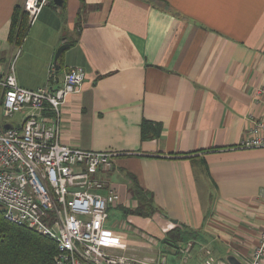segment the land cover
I'll list each match as a JSON object with an SVG mask.
<instances>
[{"label": "crops", "instance_id": "crops-1", "mask_svg": "<svg viewBox=\"0 0 264 264\" xmlns=\"http://www.w3.org/2000/svg\"><path fill=\"white\" fill-rule=\"evenodd\" d=\"M23 1L0 0V76L14 66L19 83L37 89L60 85L72 68L86 70L80 91L62 105L60 140L118 153L101 175L108 183L101 191L119 194L104 224L106 250L168 264L158 239L204 231L205 243L232 249L228 260L251 264L264 225V147L240 143L264 118L255 96L264 86V0L47 2L16 46L8 37ZM28 110L18 121L2 114L1 125L22 124ZM145 120L160 133L143 138ZM133 177L153 214L125 213L138 204ZM117 209L125 218L108 227Z\"/></svg>", "mask_w": 264, "mask_h": 264}, {"label": "built area", "instance_id": "built-area-1", "mask_svg": "<svg viewBox=\"0 0 264 264\" xmlns=\"http://www.w3.org/2000/svg\"><path fill=\"white\" fill-rule=\"evenodd\" d=\"M49 0H26L30 20ZM87 72L70 69L63 82L37 89L22 86L14 66L0 76L1 116L11 118L29 108L18 126L0 123V204L7 220L27 225L56 240V264H162L153 257L138 258L109 252L104 247V224L119 194L101 190L102 173L112 169L113 150H91L60 140L62 105L79 92ZM264 101V86L256 89ZM49 111L50 114L45 113ZM264 147V118L256 121L240 143ZM264 225L251 264H264Z\"/></svg>", "mask_w": 264, "mask_h": 264}, {"label": "trees", "instance_id": "trees-1", "mask_svg": "<svg viewBox=\"0 0 264 264\" xmlns=\"http://www.w3.org/2000/svg\"><path fill=\"white\" fill-rule=\"evenodd\" d=\"M49 0L48 3H53ZM64 0L63 6H65ZM84 0L82 4L84 6ZM83 9V8H82ZM31 29L29 12L23 2L16 4L9 32L10 43L22 46ZM143 138L158 135L160 129L152 127L145 120L142 124ZM134 178L132 193L137 200L134 208H125V213L151 215L157 207L146 189ZM58 244L56 240L40 233L27 225H20L6 219L4 208L0 204V264H56Z\"/></svg>", "mask_w": 264, "mask_h": 264}, {"label": "rangeland", "instance_id": "rangeland-1", "mask_svg": "<svg viewBox=\"0 0 264 264\" xmlns=\"http://www.w3.org/2000/svg\"><path fill=\"white\" fill-rule=\"evenodd\" d=\"M25 2L26 0L23 1L24 5ZM21 118H22V113L20 112L12 116L10 120L18 121ZM209 204L211 207V205H213V201H211ZM123 218H125V216L121 213V210L118 209L112 210L107 226L113 227V223L116 220L122 221ZM117 229L120 230L121 228H117ZM122 232H126L129 239L137 238L136 235L131 230H125ZM183 233L185 232L180 231V238L179 241L177 242H175V240L163 242L161 239H158L159 245L156 246V250H159L158 252L163 251V254L169 257L168 264H205V260H206V264H219V263L232 264L231 261L227 259L228 254H233L232 249L228 250L229 253H226L227 249L223 248L222 250H220V248L223 246H221L219 241L217 242L211 241V243L209 244L205 243L204 240L207 235L206 232L198 231L197 235H195L194 238H188V239H187L188 234L186 233L185 236ZM192 244L193 246L191 248ZM179 250H180L179 253L176 252ZM220 256H222V259H219ZM185 257L188 259L187 262H184Z\"/></svg>", "mask_w": 264, "mask_h": 264}, {"label": "water", "instance_id": "water-1", "mask_svg": "<svg viewBox=\"0 0 264 264\" xmlns=\"http://www.w3.org/2000/svg\"><path fill=\"white\" fill-rule=\"evenodd\" d=\"M54 1H55V3L57 5H60V6L63 5V0H54ZM67 47H69V44H63L57 49L56 56H55V61L56 62H58L59 58L62 56L64 50ZM59 69H60V65L57 64V70H59ZM230 261H231L232 264H241L235 258H231Z\"/></svg>", "mask_w": 264, "mask_h": 264}]
</instances>
